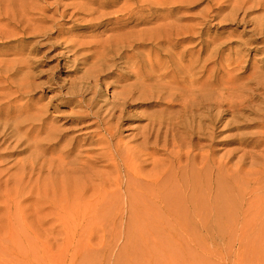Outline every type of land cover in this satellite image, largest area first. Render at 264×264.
I'll return each mask as SVG.
<instances>
[{
  "label": "bare ground",
  "instance_id": "obj_1",
  "mask_svg": "<svg viewBox=\"0 0 264 264\" xmlns=\"http://www.w3.org/2000/svg\"><path fill=\"white\" fill-rule=\"evenodd\" d=\"M77 1L60 11L62 5L52 8L46 0H0V45L3 40L34 41L28 56L39 45L51 50V36L60 26L52 18L66 16L70 8L76 11L71 16L84 12L91 27L109 32L99 35L86 79L68 91L64 106L72 109L60 125L44 109L19 103L34 89L24 71L27 61L12 48H0V148L5 155H24L16 163L20 176L44 174L45 191L55 194L85 191L99 179L92 168L102 163L110 168L108 175L115 174L101 181L103 197L115 196L106 189L114 186L132 201L129 208L151 212L166 224H225L218 218L195 221L194 216L221 214L226 201L253 213L241 225L264 226V63L249 68L245 59L252 51L264 53V0H207L208 7L219 6L177 30L173 23L145 30L148 0ZM174 1L156 0L162 7L151 9L156 10L152 20L172 18L179 10L170 7ZM209 24L243 26L242 48L223 55L227 44L206 39ZM124 27L128 30L121 33ZM235 70L240 72L227 75ZM113 75L118 83L113 100L103 102L102 87ZM166 98L170 106L181 107L182 115L176 122L148 119L138 133V147H128L120 130L129 109L145 101L158 106ZM178 102L183 106L173 104ZM225 128L247 132L221 138ZM80 136L92 147L82 149ZM230 144L231 150L216 156L214 145ZM87 152L94 161L82 155ZM179 215L191 220L179 221Z\"/></svg>",
  "mask_w": 264,
  "mask_h": 264
},
{
  "label": "rangeland",
  "instance_id": "obj_2",
  "mask_svg": "<svg viewBox=\"0 0 264 264\" xmlns=\"http://www.w3.org/2000/svg\"><path fill=\"white\" fill-rule=\"evenodd\" d=\"M180 1H174L170 5L179 9L172 14V18L152 20L154 16L150 14L156 10L151 9L162 6L156 0H148L145 30L166 23L175 24L173 27L176 30L184 29L193 26L197 20L219 6L215 4L208 7L207 0H191L192 3L189 0L183 3ZM46 2L53 4L52 8L56 4L62 5V11L65 6L78 1ZM53 11L54 9L48 15H52ZM74 12L76 11L70 8L66 16H53L52 19L59 22L60 26L54 29L51 36V50L39 45L36 47L40 48L39 51L28 56L34 43L28 39L3 40L0 45V48H12L11 53L17 51L27 61L24 71L30 74L28 80L34 89L24 94L22 99L19 98V103L29 101L32 106L44 109L58 125L69 119L72 106H64L70 97L67 93L86 79L94 62L92 54L96 51V42L105 30L102 26L91 27L90 17L86 13L71 16ZM227 12L225 10L223 13ZM141 28L143 26L136 27L135 31ZM127 30L128 27H124L121 33ZM244 30L243 26L236 24H209L206 39L216 40V44H227L222 51L226 55L230 49L242 48L240 43L245 39ZM108 33L107 31L102 36ZM247 54V51H242V55ZM245 59H249V68L256 69L264 63V53L252 51L251 56ZM239 72L240 70L229 71L227 75L234 76ZM166 81L168 80H164ZM105 83L101 100L111 102L115 93L113 87L118 85L116 76L113 75ZM144 103L146 105L130 108L129 118L121 126L120 135L130 148L138 147V133L145 127L148 119L169 118L176 122L182 115L181 107L170 106V98L161 101L158 106L151 105L150 101ZM173 104L181 105L179 102ZM225 119L230 120L228 117ZM64 128L68 129L69 126L65 125ZM242 132L247 131H229L225 128L220 137H231ZM71 135L73 134L67 137ZM83 139L84 136L78 138L81 148H91L92 146L82 142ZM233 147L232 144L214 145V149L218 150L216 156ZM2 149L0 148V264H264V226L241 225L240 221L254 215L244 214V206L239 202H223V211L218 215H206L201 211L194 216L195 221L218 218L226 221L225 224L169 225L151 212H137L129 208L132 201L124 198L114 186L106 189L114 192L115 196L103 197L101 181L108 177L113 179L115 174L108 175L111 170L102 167V163L92 168L99 179H95L85 191L79 189L55 194L45 191L44 174L20 176L16 163L23 159V154L5 155V150ZM82 155L89 161H94L93 153ZM177 219L190 221L191 217L179 215Z\"/></svg>",
  "mask_w": 264,
  "mask_h": 264
}]
</instances>
